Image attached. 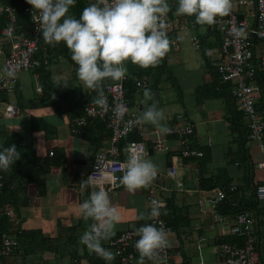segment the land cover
Segmentation results:
<instances>
[{
    "label": "crops",
    "instance_id": "crops-1",
    "mask_svg": "<svg viewBox=\"0 0 264 264\" xmlns=\"http://www.w3.org/2000/svg\"><path fill=\"white\" fill-rule=\"evenodd\" d=\"M235 1L231 0V10L254 24V6L238 5ZM169 3V16L177 18L178 23L185 24L186 28L175 30L176 43H170L161 62L146 72L149 80L146 87L152 91L158 107L163 108L167 125L174 123L178 113L194 125L192 145L201 149L203 156L181 159L178 141L169 134L165 137L172 146L171 150L154 152L150 147L151 137L146 134L150 127H154L150 123H141L145 135L137 133L138 140H145L148 145L147 157L158 165V181L162 186L160 196L164 204L166 200L171 201L168 204L172 206L170 211L177 215L174 229L170 228L171 259L175 264H222L217 254V240L230 235L229 226L234 222L235 214L224 208L226 220L220 223L213 222L206 211H201L198 197L207 190L199 186L202 176L208 178V184L236 186L235 200L257 221L259 251L263 260L264 223L261 216L264 201L252 193L253 186L264 181V169L255 166L262 159L263 152L247 140L251 167L238 152L240 135L246 125L240 129V125L231 121L238 107L232 101L228 83L217 80L218 35L208 27L189 25L188 16L175 11L177 0H169ZM167 35L170 38V33ZM192 35L199 38L198 48L190 41ZM253 54L255 61L264 57V39L253 40ZM50 59L55 62L52 64L49 60L48 76H44L43 81L49 77L58 93L71 91L74 99L91 94L90 90L82 88V82L65 54L59 53ZM41 77L39 71L36 74L22 71L15 76L14 90L0 93V145L15 144L20 152V158L3 171L5 189L0 194L1 207L14 212L12 218L3 216L0 219L5 218L2 226L18 244L8 255L0 253V264H90L89 253L93 250L80 240L92 222L83 218L80 212V203L88 198L86 186L81 182L87 178L94 154L108 145L109 132L102 121H90L80 133H71V109L63 99L60 105L64 111L59 112L46 101L48 91ZM64 79L69 80L66 86L58 84ZM255 81L260 86L256 107L264 116V69L257 71ZM37 84L41 91L36 90ZM144 88L132 92L130 110L138 106L141 112L146 107L141 103ZM70 94L67 98L73 102ZM8 105L15 108L14 112L6 109ZM171 165L177 166L174 178L167 175ZM178 181L182 183L181 187L176 185ZM147 191L148 188H141L132 193L123 185L109 191L120 213L115 234L109 239L125 228L136 229L146 223L147 217H138L140 212L149 209ZM202 205L206 208L208 203L204 201ZM15 230L21 232L16 235ZM109 239L102 243L113 251ZM138 255H135L133 264H137ZM102 264H105L104 259ZM111 264H117L116 257ZM145 264L153 262L146 260Z\"/></svg>",
    "mask_w": 264,
    "mask_h": 264
},
{
    "label": "clouds",
    "instance_id": "clouds-1",
    "mask_svg": "<svg viewBox=\"0 0 264 264\" xmlns=\"http://www.w3.org/2000/svg\"><path fill=\"white\" fill-rule=\"evenodd\" d=\"M32 6V20L36 22L44 41L48 44L63 42L76 65V74L84 90L94 91L95 105L102 112L111 110L113 116L123 120L129 108L124 100L114 105L108 103L103 84L106 79L122 80L127 74L129 62L140 67H155L161 62L170 47L166 33L165 17L170 10L169 0H93L80 12L79 16L70 13L77 0H27ZM231 10V0H177L175 11L194 16L199 24L211 25L219 17ZM240 36L244 28L233 27ZM12 75L11 71L8 73ZM68 79L59 80L65 86ZM141 103L146 107L126 123H150L161 133H169L171 128L165 123L164 110L158 107L152 91L145 87ZM20 158L15 144L0 145V170H8ZM119 182L134 193L148 188L158 175V165L143 152H129ZM102 179L94 180V173L82 180L88 198L79 205L83 218L92 222L80 236L81 242L96 255L111 264L116 253L103 245L115 234L120 221V213L113 204L105 185L110 183L112 173L99 170ZM163 202L151 201L147 212H140L139 219L158 218L162 214ZM166 209L164 212L166 214ZM135 232L134 247L139 253L137 264L146 260L153 264H164L162 252L171 246V230L162 220L140 224Z\"/></svg>",
    "mask_w": 264,
    "mask_h": 264
},
{
    "label": "built area",
    "instance_id": "built-area-1",
    "mask_svg": "<svg viewBox=\"0 0 264 264\" xmlns=\"http://www.w3.org/2000/svg\"><path fill=\"white\" fill-rule=\"evenodd\" d=\"M238 5H252L255 9L256 20L254 24L249 23L245 18H240L234 10H230L228 14L219 17L212 27L218 31L220 35V44L216 50V69L222 82H228L230 86V94L234 98L238 108L243 114V118L247 123L248 140L256 144L263 152L262 159L255 164L257 168L264 169V116L256 107V97L260 90V86L255 81L256 73L259 69H264V57L254 60L253 40L264 39V0H236ZM32 6L29 4L25 7L28 14L30 26H23L16 13L15 8L11 5L0 1V19L4 18V22L0 27V57L2 58L3 70L0 71V93L2 91L12 92L14 90L15 76L22 71H32L36 74L37 68L43 64H48L47 56H37L42 34L38 30L36 22L32 20ZM166 33H170V43L175 44L176 39L173 33L178 29H185V24H179L177 18L170 17L167 13L165 17ZM244 28V33L237 36L233 31V27ZM191 43L198 48L199 38L197 35L190 37ZM11 71L12 75L8 73ZM105 81L103 84L104 92L108 103L114 105L120 100H124L129 108V100L124 92L123 81ZM148 84L145 78L137 79L138 88L146 87ZM37 91H41V87L37 84ZM8 111L14 112V107L8 105ZM140 113V108L128 111L123 120L116 119L111 110L102 112L99 106L95 105L93 99L83 103L82 114L71 117L70 131L71 133H80L86 126L88 119L98 118L102 120L105 126L111 130L108 137L109 143L103 149L98 150L91 161L86 176L94 173L93 179H102L98 171L104 170L111 172L110 183L105 187L108 191L118 188L122 184L119 177L123 172V164L125 163L129 152H143L148 155V145L145 140H131L124 146H119L122 139L131 131L135 130L140 134L145 132L141 123H126L129 119H134ZM171 128L167 135H172L178 141L179 157L192 158L202 157L201 149L192 145L194 137V125L182 114L175 116L174 123L168 125ZM146 134L151 137L150 147L154 152L166 153L171 150L172 146L168 143L165 133H161L159 129L150 127ZM52 154V152H50ZM177 174V166L171 165L168 168L167 175L174 178ZM159 172L154 182L148 187L146 198L151 206V201L157 199L163 202L160 196V182L158 181ZM178 187L182 183H176ZM3 186V175L0 171V191ZM236 186L229 184L226 187L214 186L207 189L198 197V204L203 212H207L213 222L223 223L226 216L219 209L220 205L228 201L230 205L239 208L238 202L234 199ZM255 196L258 200L264 201V181L257 183L255 187ZM206 201L208 206L203 207L202 203ZM163 212V207H162ZM3 216L12 218L14 212L7 207H0V219ZM153 219L162 220L164 226L169 228L162 214L158 218H148L146 223L153 222ZM264 223V211L261 216ZM1 221V220H0ZM229 233L236 234L243 238L242 243L237 241L221 242L217 245V254L222 264H264L261 260L259 251V236L257 232V221L245 209H238L235 213L234 222L229 226ZM137 234L133 228H125L121 230L115 237L109 239L108 244L112 246L116 253L117 264H133L135 258L134 243ZM18 241L6 231H1L0 222V253L3 255L10 254L17 248ZM162 255L165 257L164 264H174L171 259L169 247L166 248Z\"/></svg>",
    "mask_w": 264,
    "mask_h": 264
},
{
    "label": "trees",
    "instance_id": "trees-1",
    "mask_svg": "<svg viewBox=\"0 0 264 264\" xmlns=\"http://www.w3.org/2000/svg\"><path fill=\"white\" fill-rule=\"evenodd\" d=\"M2 3H6V4H9L11 5L13 8H15L16 10V13L19 17V21L20 23L27 27V26H30V23L28 21V14L27 12L25 11V7L27 5H29V3L27 2V0H0ZM90 2H93V0H77V3L75 5H73L71 8H70V13L75 15V16H79L81 10ZM239 17H241L239 15ZM4 18H1L0 19V27L1 25L3 24ZM187 23L193 27H208L209 29H211L212 31H215L216 34L218 35L219 37V40H220V35L218 33V31H216V29H214L212 27V24L211 25H207V24H199L195 21V18L194 16H188V20H187ZM65 54V56L68 58V60L70 61L71 65L73 66V68L76 70V65H75V62L72 61L71 59V54H70V51L68 50V48L66 47V45L63 43V42H60L59 44H48L44 41L43 37L40 41V45H39V49L36 53L37 56H47L48 59L50 60L51 57H54L56 56L57 54ZM127 68H128V71H127V74L125 75V79L123 81V87H124V92H125V95L127 96L128 100H129V103H130V98H131V94L132 92L138 88L137 85H136V81L137 79H141V78H145L149 84V80L147 79L146 77V72H148V70H151L152 66H149V67H140L136 64H133L131 62H129L127 64ZM37 70L39 71L40 75L42 76L41 79L44 77V76H48V70H49V63L48 64H43L42 66H40L39 68H37ZM216 74H217V80L222 82L221 81V78L219 76V73L216 69ZM256 77V76H255ZM105 81H111V79H106ZM225 83H228V82H225ZM42 84L44 87L47 88V94L45 95L46 97V101L51 104L54 109L56 111H64V107L63 105H60V100L63 99V101L65 103H67V107L69 109H71L72 111V116L71 117H76V116H79L82 114V105L84 102L92 99V97H94L96 95V93L94 91H91V94L87 93L85 95H83L82 97L80 98H76L74 99V96L71 95V91H68V92H65V93H58L55 88H54V85H53V82L50 80V78L48 77L47 79H42ZM228 88H229V91H230V86L231 84L228 83ZM53 94H56L55 97H52ZM70 94V97L71 99H73V102H71L69 100V98H67V96ZM231 95V94H230ZM232 98V101L234 104H236L234 98L231 96ZM59 101V102H58ZM237 105V104H236ZM238 107V106H237ZM235 109V108H234ZM231 121L233 123H235V125L239 126L240 125V129L243 128V125H246V128H244V133H242L240 135L241 139H240V148H239V154L241 155V159L244 160V162L249 166L251 167V164H250V161H249V155H248V151H247V147H246V143H247V140H248V128H247V123L245 121V119L243 118V114L241 112V110L238 108L235 109L234 113L232 114L231 116ZM90 121H102L98 118H89L88 119V122L87 124L90 122ZM102 123L104 124V122L102 121ZM244 123V124H243ZM86 124V126H87ZM85 126V128H86ZM105 126V124H104ZM106 127V126H105ZM84 128V129H85ZM106 129H108L106 127ZM108 132H109V136H110V133H111V130L108 129ZM108 136V137H109ZM139 139V134L137 133V131L133 130L131 131L128 135L125 136L124 139L121 140V142L119 143V146H124L125 144H127L129 141L131 140H138ZM2 175H3V186L1 187V191H0V194L1 192H3V190L5 189V181H4V170H0ZM208 181V178L206 177H200L199 178V186L200 188L202 189H210L216 185H212V184H208L207 183ZM257 184V183H256ZM256 184L253 186V189H252V193L253 195L255 196V187H256ZM256 197V196H255ZM235 199V198H234ZM237 201V200H236ZM171 201H167L166 200V203L164 204L163 206V212H162V216L163 218L166 220L167 224L169 225V227L171 229H174L176 223H177V215L175 214H172L173 212L170 211V208H172V206H169ZM238 202V201H237ZM169 204V205H168ZM238 206L239 208L238 209H244L242 208L241 204L238 202ZM1 207V205H0ZM224 208L225 209H228L231 213H236V211L238 210L236 207L232 206L229 204L228 201H225L224 203H222L219 207L220 211L223 213L224 211ZM164 209H166V214L164 212ZM7 219V218H6ZM4 219H2L0 222H1V231H6L7 233H9L7 231V229H5V227L2 226V221H4ZM9 221V220H8ZM10 222V221H9ZM11 227V224L9 225ZM19 232H21L20 230L19 231H16L15 230V233L16 235L19 234ZM31 233L33 232H36V231H30ZM39 232V231H37ZM26 233H28L26 231ZM233 241H237L238 243H242L243 241V238L241 236H238L236 234H231L228 235V236H223L222 238H219L217 240V242L221 243V242H233ZM218 243V244H219ZM217 244V245H218ZM169 252H170V255H171V250L169 248ZM138 252L135 251V254H137ZM261 257V255H260ZM89 262L90 264H102L103 263V259L101 257H99L98 255L95 254L94 251H92L91 253H89ZM175 264V263H174Z\"/></svg>",
    "mask_w": 264,
    "mask_h": 264
},
{
    "label": "rangeland",
    "instance_id": "rangeland-1",
    "mask_svg": "<svg viewBox=\"0 0 264 264\" xmlns=\"http://www.w3.org/2000/svg\"><path fill=\"white\" fill-rule=\"evenodd\" d=\"M0 61H2V59H0ZM50 61L52 62V64L55 62L54 60H51L50 59ZM51 65V63H49V66ZM38 70H36V72H37Z\"/></svg>",
    "mask_w": 264,
    "mask_h": 264
}]
</instances>
